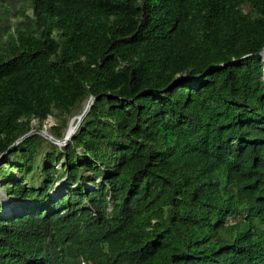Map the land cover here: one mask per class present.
<instances>
[{"label": "trees", "instance_id": "16d2710c", "mask_svg": "<svg viewBox=\"0 0 264 264\" xmlns=\"http://www.w3.org/2000/svg\"><path fill=\"white\" fill-rule=\"evenodd\" d=\"M262 45L264 0H0V264H264Z\"/></svg>", "mask_w": 264, "mask_h": 264}, {"label": "water", "instance_id": "95a60500", "mask_svg": "<svg viewBox=\"0 0 264 264\" xmlns=\"http://www.w3.org/2000/svg\"><path fill=\"white\" fill-rule=\"evenodd\" d=\"M257 52L261 55L262 57V60H263V63H262V78H264V75H263V72H264V45H262L258 50ZM183 76V75H181ZM94 96L93 95H88L81 110L76 113V114H73L72 116L69 117L68 119V122H67V125H66V128L64 130V133L63 135L60 137V138H56V137H53L46 129H42V128H39V129H35V128H30L29 130L25 131L24 133H22L21 135H19L15 140H13L8 146L14 144L17 140H19L21 137H23L25 134L29 133V132H32V131H37L39 132L42 136L46 137L47 139L57 143V144H62L65 142L66 139H68V137L71 135V133L73 132L74 128L76 127V125L78 124V122L80 121V119L82 118V116L84 115L85 111L87 110L92 98ZM73 119V120H72ZM72 120V123L70 124ZM4 152L1 151V153ZM0 153V154H1Z\"/></svg>", "mask_w": 264, "mask_h": 264}, {"label": "rangeland", "instance_id": "374dc122", "mask_svg": "<svg viewBox=\"0 0 264 264\" xmlns=\"http://www.w3.org/2000/svg\"><path fill=\"white\" fill-rule=\"evenodd\" d=\"M77 112H75V113H73V114H76ZM72 114V115H73ZM71 115V116H72ZM51 122V118L50 117H47L44 121H43V125H42V129L44 128L45 129V127L49 124ZM15 174V171L14 170H11L10 171V175H14ZM59 182H57L56 184H55V188L57 189V191L60 189V186H59V184H58ZM55 189V190H56ZM53 190V189H52ZM8 205H11V207H13V208H15L16 206L15 205H17V204H15L13 201H8V203H7Z\"/></svg>", "mask_w": 264, "mask_h": 264}, {"label": "built area", "instance_id": "2783aa9c", "mask_svg": "<svg viewBox=\"0 0 264 264\" xmlns=\"http://www.w3.org/2000/svg\"><path fill=\"white\" fill-rule=\"evenodd\" d=\"M80 264H85V262L83 260L80 261Z\"/></svg>", "mask_w": 264, "mask_h": 264}, {"label": "bare ground", "instance_id": "6f19581e", "mask_svg": "<svg viewBox=\"0 0 264 264\" xmlns=\"http://www.w3.org/2000/svg\"><path fill=\"white\" fill-rule=\"evenodd\" d=\"M263 75H264V72H263ZM72 120H73V119H72ZM72 120H71L70 124L72 123Z\"/></svg>", "mask_w": 264, "mask_h": 264}]
</instances>
